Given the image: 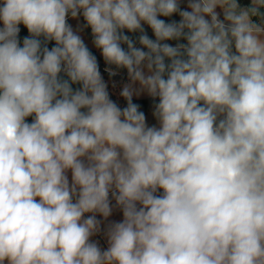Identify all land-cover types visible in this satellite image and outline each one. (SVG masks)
<instances>
[{"label": "clouds", "instance_id": "obj_1", "mask_svg": "<svg viewBox=\"0 0 264 264\" xmlns=\"http://www.w3.org/2000/svg\"><path fill=\"white\" fill-rule=\"evenodd\" d=\"M0 264H264V0H0Z\"/></svg>", "mask_w": 264, "mask_h": 264}]
</instances>
